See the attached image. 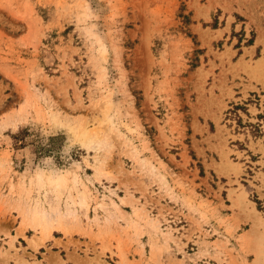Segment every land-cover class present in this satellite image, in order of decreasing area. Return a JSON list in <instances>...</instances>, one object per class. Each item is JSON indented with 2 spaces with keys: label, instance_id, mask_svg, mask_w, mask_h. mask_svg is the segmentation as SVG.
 Here are the masks:
<instances>
[{
  "label": "rangeland",
  "instance_id": "obj_1",
  "mask_svg": "<svg viewBox=\"0 0 264 264\" xmlns=\"http://www.w3.org/2000/svg\"><path fill=\"white\" fill-rule=\"evenodd\" d=\"M252 81L264 0H0V264H264Z\"/></svg>",
  "mask_w": 264,
  "mask_h": 264
},
{
  "label": "bare ground",
  "instance_id": "obj_2",
  "mask_svg": "<svg viewBox=\"0 0 264 264\" xmlns=\"http://www.w3.org/2000/svg\"><path fill=\"white\" fill-rule=\"evenodd\" d=\"M262 65L263 64H260L259 67H261ZM29 226H32L36 231V235L32 239H30L31 245L34 248L42 246L45 243L46 239L51 236V233L55 228H63L65 233L73 232V227L64 222L63 215H61V217H57V219H52L49 216L48 212L45 210H38L36 212L25 210V216L19 226V234H24L26 228H28ZM252 232H255V230L253 229L250 233ZM261 241L262 240H260L255 248L258 256L256 263L260 262L261 256L263 254L264 243ZM75 262H77L78 264H87L86 260L79 258L75 259Z\"/></svg>",
  "mask_w": 264,
  "mask_h": 264
},
{
  "label": "crops",
  "instance_id": "obj_3",
  "mask_svg": "<svg viewBox=\"0 0 264 264\" xmlns=\"http://www.w3.org/2000/svg\"><path fill=\"white\" fill-rule=\"evenodd\" d=\"M245 78H247V77L245 76ZM251 83H252V88H250L251 91H255L256 89L264 88L263 84L260 82L252 81Z\"/></svg>",
  "mask_w": 264,
  "mask_h": 264
}]
</instances>
